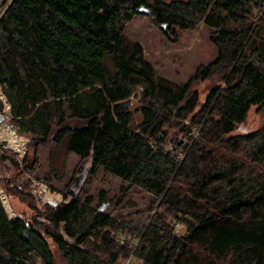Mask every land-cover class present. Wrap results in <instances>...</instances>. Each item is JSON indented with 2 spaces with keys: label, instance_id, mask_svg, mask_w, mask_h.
<instances>
[{
  "label": "trees",
  "instance_id": "1",
  "mask_svg": "<svg viewBox=\"0 0 264 264\" xmlns=\"http://www.w3.org/2000/svg\"><path fill=\"white\" fill-rule=\"evenodd\" d=\"M0 8L1 99L18 133L33 136L34 154L64 146L89 160V175L102 169L127 184L116 205L135 187L157 207L131 243L134 232L100 211L103 192L97 207L75 193L43 213L32 208L28 220L10 219L0 200V264H264V117L257 130L240 129L252 106L264 115V0ZM140 18L167 45L203 25L213 58L186 80L159 74L125 34ZM210 78L219 85L200 106L194 85ZM129 98L136 109L114 117L113 105Z\"/></svg>",
  "mask_w": 264,
  "mask_h": 264
},
{
  "label": "rangeland",
  "instance_id": "2",
  "mask_svg": "<svg viewBox=\"0 0 264 264\" xmlns=\"http://www.w3.org/2000/svg\"><path fill=\"white\" fill-rule=\"evenodd\" d=\"M1 11L0 8V14ZM125 34L129 39L141 42L146 58L152 61L159 74L175 80L177 78L186 80L203 60L209 62L213 58V48L208 43L207 30L203 25L191 35L183 36L177 45L165 44L159 33L142 18L133 22ZM218 85L217 78H210L194 85L199 95L200 106L210 90ZM1 95L0 87V98ZM5 101L4 103L1 101L0 112V196L1 199L2 195L5 196L1 203L8 217L28 220L35 215L32 208L43 213L45 206L54 208L63 201L64 196L73 197L75 193L82 201L87 196L92 197L93 206L97 207L99 194L103 192L106 200L100 211L128 226L134 234H128L126 238L133 243L131 238L139 234L156 212L154 198L133 187L122 197L121 204L116 205L121 196L120 188L127 186L119 178L106 174L102 169L95 175H89V160L81 161L76 155L67 154L64 146L56 149L54 144L50 143L39 146L34 154L30 144L33 136L18 133L17 128L10 122V109L9 107L6 109ZM136 106L133 100L129 109L134 111ZM263 117L264 115L252 106L245 122L240 125L241 131L257 130L262 124ZM193 131L195 135L196 131ZM8 137L16 138L19 145L17 151L9 146ZM15 164L18 165V169L15 168ZM40 184H45L49 190L47 193L44 192L43 197L37 193ZM21 193L26 197H22ZM38 220L46 224L43 218L39 217ZM183 232V226L174 222L173 233L182 235ZM53 252L58 258L55 249Z\"/></svg>",
  "mask_w": 264,
  "mask_h": 264
},
{
  "label": "water",
  "instance_id": "3",
  "mask_svg": "<svg viewBox=\"0 0 264 264\" xmlns=\"http://www.w3.org/2000/svg\"><path fill=\"white\" fill-rule=\"evenodd\" d=\"M138 12L146 13V10L144 7H141L138 9ZM0 100H1V98H0ZM5 100H6V98H5ZM1 101L3 102V100H1ZM131 104H132V98H129L126 101H122V102L114 104L112 107V112H113L114 117H119L120 115H122L131 106ZM9 109H10V106H9ZM0 200L2 201L1 196H0Z\"/></svg>",
  "mask_w": 264,
  "mask_h": 264
},
{
  "label": "bare ground",
  "instance_id": "4",
  "mask_svg": "<svg viewBox=\"0 0 264 264\" xmlns=\"http://www.w3.org/2000/svg\"><path fill=\"white\" fill-rule=\"evenodd\" d=\"M7 103V102H6ZM8 104V103H7ZM9 107V105H8ZM9 138V137H8ZM9 146L14 150V151H17V149H19V145H18V142L16 140V138L14 137H10L9 138ZM5 197V196H4ZM6 199V198H5Z\"/></svg>",
  "mask_w": 264,
  "mask_h": 264
},
{
  "label": "built area",
  "instance_id": "5",
  "mask_svg": "<svg viewBox=\"0 0 264 264\" xmlns=\"http://www.w3.org/2000/svg\"><path fill=\"white\" fill-rule=\"evenodd\" d=\"M183 156V154L181 155V157ZM35 185H37V184H35ZM40 188V189H39ZM39 188H38V194L41 196V197H43L44 196V192L45 193H47V191L49 192V190H48V187L44 184H40L39 185ZM52 200H53V198H52Z\"/></svg>",
  "mask_w": 264,
  "mask_h": 264
},
{
  "label": "crops",
  "instance_id": "6",
  "mask_svg": "<svg viewBox=\"0 0 264 264\" xmlns=\"http://www.w3.org/2000/svg\"><path fill=\"white\" fill-rule=\"evenodd\" d=\"M55 146V145H54Z\"/></svg>",
  "mask_w": 264,
  "mask_h": 264
}]
</instances>
